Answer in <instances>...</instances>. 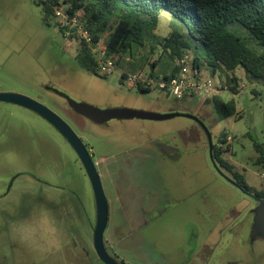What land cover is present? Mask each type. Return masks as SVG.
I'll return each mask as SVG.
<instances>
[{"label": "rangeland", "instance_id": "obj_1", "mask_svg": "<svg viewBox=\"0 0 264 264\" xmlns=\"http://www.w3.org/2000/svg\"><path fill=\"white\" fill-rule=\"evenodd\" d=\"M56 20L48 15L44 21L41 7L32 0H0V91L26 95L53 110L100 161L108 204L106 251L123 264H194V251L203 240L222 236L220 242L230 243L201 254L209 256L221 249L220 256L244 260L242 241L250 220L239 203L250 200L216 173L206 136L195 121L180 115L161 120L112 119L99 125L74 107L82 103L98 110L172 106L175 110L168 112L198 115L212 142L221 145L218 157L226 165L224 171L264 192V165L256 162L254 148L261 144L264 149V83L253 82L244 70L235 69L238 93L215 91L222 101L233 98L235 111L215 122L211 102L197 97L181 101L162 91L139 90L123 80V71L167 73L170 60L159 56V48L152 52L147 45H134L115 55L116 67L103 75L96 65L76 58L77 41L63 35ZM174 27L162 11L153 32L165 35ZM199 72L211 77L216 88L224 82L222 72L205 67ZM221 133H225L222 143ZM138 142L154 154L161 143L178 147V156L168 160L173 168L151 171L141 179L113 173L116 161L126 158L124 149ZM75 159L73 148L48 121L26 107L0 101V264H104L93 248V191ZM21 171L29 174L15 177L8 190L12 174ZM139 183L144 191L159 192L163 203L139 207L134 201L144 198L134 193ZM188 230L200 240L189 245Z\"/></svg>", "mask_w": 264, "mask_h": 264}, {"label": "trees", "instance_id": "obj_2", "mask_svg": "<svg viewBox=\"0 0 264 264\" xmlns=\"http://www.w3.org/2000/svg\"><path fill=\"white\" fill-rule=\"evenodd\" d=\"M32 1L41 7L44 21L48 15L56 17L63 35L66 36L67 30L76 34L78 26H81L92 42H102L107 55H123L134 45H147L152 52L159 48V56L165 55L170 60V68L160 75L149 71L154 76H173L187 61L197 72L205 67L212 73H224V82L217 89H227L233 94L239 91L237 68L244 70L249 80L264 83V0ZM58 7L75 16L77 22L70 25L62 23L54 14ZM162 11L169 14L175 27L165 35H157L153 30ZM76 51L77 59L96 65L95 57L83 39L77 40ZM156 62L153 60L152 66ZM124 74L121 73L122 78ZM203 101L211 102L216 114L215 122L233 114L236 107L233 98L222 101L216 93ZM221 135L224 140L225 133ZM213 145V155L218 158L221 147ZM254 145L258 162L264 161L263 147ZM223 165L226 167L224 162Z\"/></svg>", "mask_w": 264, "mask_h": 264}, {"label": "flooded vegetation", "instance_id": "obj_3", "mask_svg": "<svg viewBox=\"0 0 264 264\" xmlns=\"http://www.w3.org/2000/svg\"><path fill=\"white\" fill-rule=\"evenodd\" d=\"M83 117H85V116H83ZM85 118L87 120H89L90 122L95 123V124H99V125L107 124V122H109V120H112V119H108L105 121L94 122L91 119H89L88 117H85ZM113 119H115V118H113ZM222 140L223 139L221 138L220 143H222ZM220 146L221 145H219V147ZM254 147H255V145H254ZM139 150L140 151H135L133 149L126 148V150H125L127 153L126 158L125 159L123 158V160L119 158L116 161V164H115L116 169L113 171V173H119V174H123V175H134V176H137L141 179V177H144L145 175H147L151 172L150 171V163H152V165L156 164V161L163 158L164 155H161V153H164L166 156H171V157H177L178 156L177 155L178 147H176L173 144H168V143L158 144L156 154H154L153 151L150 150V147H148L147 145L141 146L139 148ZM158 152H159V154H158ZM136 153H139V155H137ZM140 153H141V156H140ZM90 156H91L92 161H94V166H95V168L99 174L100 180H101V176L103 175L104 172L99 169L100 168V161L99 162L95 161L92 158V155H90ZM136 156H138V157L140 156L139 161H137L136 158H138V157H136ZM111 157H115V154H111ZM257 158H258V153H257V157H256V162H258ZM218 159H219V157L215 158V156H214V160H215L217 166L220 168V170L223 171L228 177L233 179L236 183H238L242 189L234 186L233 184L228 182L226 179H224L222 176L221 177L225 181H227L228 183H230L231 185L236 187L243 195H245L250 200V203H248L247 201H244V202L242 201L239 203L240 208L242 209V212L244 211V214H243L244 217L248 218L250 220V223L248 225V234L246 236V241L245 240L242 241L243 243H245V252H244V254H245L244 258L245 259L243 260V258L227 257V256H222V255L220 256L219 252L221 251V249L219 250V252H217L215 254L213 253L214 255L211 254V255L207 256L205 254H201V252L203 253V250H205V249L210 248V249L214 250L213 252H215L218 247L222 248L227 243H230L229 241L220 242V240H218V239L219 238L221 239L222 236H218V237H216L217 239H213L214 237H212L210 235L211 237H209V239L203 240V242H204L203 246L200 248L198 247L199 249L194 251V254H193L194 264H207L210 262L212 257H213L212 264H239L241 259H242V261L240 263H243V264H261L262 257L264 255V234L260 233L259 229L257 228V222L259 221L260 217L264 214V202H263L264 201V192L262 190H254L252 188H249V186L245 183V181L241 177L234 176V175H232V176L228 175L223 169V167H224L223 162L218 160ZM76 162L79 164V168L87 176L85 169H84V167H83V165H82V163L78 157H77ZM258 163H261L264 165V161H261ZM102 168H103V166H102ZM224 168H226V167H224ZM108 172H111V171H107V173ZM216 173H217V171H216ZM20 174H25V171H21L20 173L17 172V174L15 172V174L14 173L12 174V176L8 182L9 183V185L7 186L8 190L10 189L12 182L15 180V177H18V175H20ZM144 178H146V177H144ZM134 188H135L134 193H137L139 195L144 196V198L143 199L141 198V200H138V199L134 200V201H138L139 207H141L142 204L147 206L149 204L159 205V204L163 203L162 202L163 199H161L159 197V195H160L159 192L157 194H154L152 191H149V190L144 191L142 184H140ZM167 193H170V192H167ZM227 214H229V213H227ZM242 220H243V217H242ZM190 235L191 234L188 230V235H187L186 241L188 242L189 245L196 243L200 240L199 236L195 237L194 234H192V236H190ZM194 247H195V244H194ZM216 254H218V255H216ZM247 255L250 256V258L248 260L249 263L246 261ZM195 259L197 262L195 261ZM119 263L123 264L122 261H120ZM187 264H190V263H187Z\"/></svg>", "mask_w": 264, "mask_h": 264}, {"label": "water", "instance_id": "obj_4", "mask_svg": "<svg viewBox=\"0 0 264 264\" xmlns=\"http://www.w3.org/2000/svg\"><path fill=\"white\" fill-rule=\"evenodd\" d=\"M0 101L14 103L27 109H30L48 121L70 144L76 153L77 157L81 161L87 177L90 181L91 188L95 200L96 208V220L93 228V248L97 257L104 264H120L115 257L110 255L103 244V231L107 224V215H108V204L107 199L102 187V183L99 177V174L94 166V161H92L91 156L84 145L81 138L75 133L71 126L62 119L58 114L53 110L45 106L44 104L30 98L26 95L13 93V92H1L0 91ZM74 109L81 115L88 117L94 122L105 121L108 119H127V118H140V119H151V120H161L167 119L174 116H186L193 121H195L203 130L207 143H208V154L210 162L213 168L217 173L226 179L228 182L234 186L242 189L238 183L233 179L228 177L220 168L217 166L214 155H213V142L210 130L204 124V122L196 115L192 113H181V112H154V111H145L134 108H112L98 110L94 109L86 104H80L75 106ZM244 191V190H243ZM264 202V201H263ZM257 228L260 233L264 234V214L260 217L257 222Z\"/></svg>", "mask_w": 264, "mask_h": 264}, {"label": "built area", "instance_id": "obj_5", "mask_svg": "<svg viewBox=\"0 0 264 264\" xmlns=\"http://www.w3.org/2000/svg\"><path fill=\"white\" fill-rule=\"evenodd\" d=\"M54 14L64 24L70 25V23L75 24L77 22V18L66 13L63 7H58L54 11ZM65 34L67 37H72L70 40H84L95 57L96 71L98 73L108 74L116 67L115 58L112 55L106 54L105 46L102 42H92L88 33L81 26H78L76 34H72L69 30ZM123 80L130 86H140L147 90L162 91L175 99L187 96V98L197 97L203 100L217 90L211 77L195 71L187 61L175 75L168 76L167 78L140 71L125 73ZM262 176L264 177V171L262 172Z\"/></svg>", "mask_w": 264, "mask_h": 264}, {"label": "crops", "instance_id": "obj_6", "mask_svg": "<svg viewBox=\"0 0 264 264\" xmlns=\"http://www.w3.org/2000/svg\"><path fill=\"white\" fill-rule=\"evenodd\" d=\"M170 67H168V70H169ZM124 72V71H123ZM215 93V92H214ZM178 100V99H177ZM181 101H192V98H186L185 100H181ZM134 107V106H133ZM132 108V107H130ZM134 109H140V110H145V111H154V112H168V111H171L173 109L172 106H168V107H162V108H158V107H151V106H146V107H134ZM175 110V108L173 109ZM144 145L141 144L140 142L138 143H135L134 145H131L129 146L128 148L129 149H133L135 151H140L139 148ZM126 150V149H124ZM137 155H139V153H136ZM140 156H141V153H140ZM139 156V157H140ZM166 156V155H165ZM138 157V156H136ZM139 157L136 158L137 161H139ZM173 158H176V157H171V156H166L163 158H161L160 160L156 161V164H153L152 165V168L150 169V171L153 172H156V173H164V168L166 169V167H171L173 168L170 164H169V161L170 159H173ZM137 163V162H136ZM179 171V170H178Z\"/></svg>", "mask_w": 264, "mask_h": 264}]
</instances>
